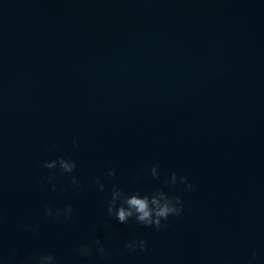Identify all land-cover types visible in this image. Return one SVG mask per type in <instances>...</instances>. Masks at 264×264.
<instances>
[{"label":"water","instance_id":"water-1","mask_svg":"<svg viewBox=\"0 0 264 264\" xmlns=\"http://www.w3.org/2000/svg\"><path fill=\"white\" fill-rule=\"evenodd\" d=\"M59 157L75 170L43 167ZM114 186L180 196L184 211L159 230L119 223ZM68 204V223L44 215ZM95 239L110 259L77 254ZM134 239L147 250L125 249ZM253 251L264 264V0H0L8 264H247Z\"/></svg>","mask_w":264,"mask_h":264},{"label":"clouds","instance_id":"clouds-1","mask_svg":"<svg viewBox=\"0 0 264 264\" xmlns=\"http://www.w3.org/2000/svg\"><path fill=\"white\" fill-rule=\"evenodd\" d=\"M75 143V141H74ZM43 167L48 169L59 168L61 174L72 173L76 168V163L73 160L59 157L57 160L45 162ZM158 165L153 166L151 173L154 178L158 177L157 172ZM114 171H109L107 175L109 177L115 176ZM51 179V177H49ZM180 183L186 185V189H194V185L188 183L187 177H180ZM72 183L78 185L76 177H72ZM95 183L98 185V190L103 191L104 185L101 183L100 178L97 177ZM169 183V181H165ZM170 183L174 186L177 183V176L175 173L172 174ZM55 190V188H53ZM111 198L108 200L107 212L109 216L118 221L119 223L126 224L129 220H135L138 224L143 225L147 228H155L156 230L161 229L165 226V221L170 216L182 215L183 200L180 196H169L162 190H155L151 193L141 194L139 191L127 193L123 189L114 186L110 193ZM73 208L71 204H68L63 209H56L53 211L52 208L46 207L44 215L51 219L53 222L68 223L72 218ZM38 225H32L25 221V230L35 232ZM124 248L130 253L136 251L144 252L147 250V241L143 239L127 241L124 244ZM93 250L96 251L105 259L111 258V253L106 249L100 239H95L87 244L81 245L77 248V254L82 257L91 256ZM15 255V253H13ZM11 258H5L0 254V261L4 264H8ZM257 253L252 252L251 258L247 264H256ZM21 264H57L56 257L51 253H33L27 257L26 261H21Z\"/></svg>","mask_w":264,"mask_h":264}]
</instances>
